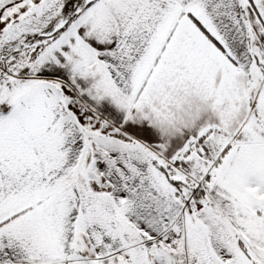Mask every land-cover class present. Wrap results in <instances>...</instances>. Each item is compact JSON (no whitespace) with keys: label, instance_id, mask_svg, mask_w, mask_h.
<instances>
[{"label":"snow or ice","instance_id":"snow-or-ice-1","mask_svg":"<svg viewBox=\"0 0 264 264\" xmlns=\"http://www.w3.org/2000/svg\"><path fill=\"white\" fill-rule=\"evenodd\" d=\"M0 264H264V0H0Z\"/></svg>","mask_w":264,"mask_h":264}]
</instances>
